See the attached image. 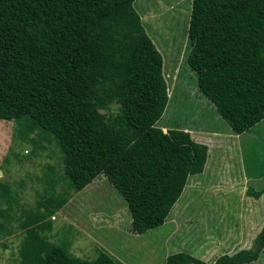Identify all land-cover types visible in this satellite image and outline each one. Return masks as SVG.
Returning <instances> with one entry per match:
<instances>
[{
	"label": "trees",
	"instance_id": "trees-1",
	"mask_svg": "<svg viewBox=\"0 0 264 264\" xmlns=\"http://www.w3.org/2000/svg\"><path fill=\"white\" fill-rule=\"evenodd\" d=\"M136 3L0 0V120L16 121L36 146L55 141L73 191L106 177L143 235L166 223L209 148L183 128L158 126L170 101L165 63ZM186 48L198 90L234 134L264 121V0H192ZM70 198L42 195L37 211L12 219L19 195L0 181V231L13 234L6 223L17 220L26 234L20 264H122L106 252L78 258L69 243L40 235ZM252 244L214 263L180 252L167 264H253L264 227Z\"/></svg>",
	"mask_w": 264,
	"mask_h": 264
},
{
	"label": "rangeland",
	"instance_id": "rangeland-1",
	"mask_svg": "<svg viewBox=\"0 0 264 264\" xmlns=\"http://www.w3.org/2000/svg\"><path fill=\"white\" fill-rule=\"evenodd\" d=\"M145 1L143 9L146 8ZM176 4L179 8L172 9L171 13L167 12L169 5L163 4L165 13L160 15L161 19L146 23L150 38L167 62L165 72L170 101L158 126L192 129L195 126H218L230 129L198 90L196 75L187 63L192 0ZM135 6L141 10L140 5L136 3ZM179 51L180 56L175 59ZM20 130L16 121L0 120V181L9 183L19 195L12 219L14 216L19 218L21 210L37 211V201L42 195L71 193L68 203L52 218L53 230L40 235L57 245L69 243V251L74 256L94 260L101 252H106L122 264H167L170 255L186 252L214 263L224 254L232 255L253 247V233L257 235L260 229L253 226L257 227L258 216L264 213V206L255 199L249 200L252 206L245 215L247 221L242 219L239 222L241 214H244L240 209L227 206L230 211L222 212L218 209H223V206H211L210 200H219L211 195L215 192L211 188V180L202 173L190 176L197 181L199 189L187 193L185 188L166 223L139 235L132 230V216L125 199L106 177L101 175L82 191H73L69 188L70 181L65 176L57 143L42 141L36 146L24 141ZM30 137L36 138L35 135ZM243 146L247 147V169L253 165L248 157H254L258 162L255 164L257 170L264 171V122L246 136ZM233 169L238 170V166L233 165ZM189 185L187 189H190ZM249 188L264 190V180L255 182ZM241 198L234 196L233 205L239 204ZM215 208L218 211L213 210ZM230 223L231 226H228ZM6 227L13 234L0 231V264H20V248L26 234L17 220L6 223ZM223 230H227L229 235L219 240ZM253 264H264V251Z\"/></svg>",
	"mask_w": 264,
	"mask_h": 264
},
{
	"label": "crops",
	"instance_id": "crops-1",
	"mask_svg": "<svg viewBox=\"0 0 264 264\" xmlns=\"http://www.w3.org/2000/svg\"><path fill=\"white\" fill-rule=\"evenodd\" d=\"M181 1L182 0H170L169 2H167V0H147L145 1L146 8L143 9V0H137V4L140 5L141 9H138V11L141 15L145 27L147 22L151 21V23H155L153 20L161 19L160 15L162 13H165L163 4L169 5L167 12L171 13L172 9L176 10L177 8H179V4L176 3H181ZM180 52L181 51H179V55L175 56V59H178V57L180 56ZM165 62L166 61H164V63ZM165 66L167 67V62L164 67ZM217 120L218 118L216 119V121ZM263 122H261L260 124H262ZM260 124L256 125L250 131L245 132L241 135L234 134L231 129L227 127L218 128V126H215V128H204L195 126L194 129L183 127L185 131L191 134L193 140H195L197 143L204 144L209 148L208 162L206 164L205 170L201 175L207 177L212 181L211 188H213L215 192H212L211 195L216 196L220 200H210L211 206H223V209H218L222 212L230 211V208L227 206H233L232 208L236 210L240 209V212H244V214H241L242 218L238 219L239 222L242 219L247 221V219H245V215L247 216L246 213L251 209L252 206L249 200L254 199L247 196L248 187H250V185H254L257 181L264 180V171L257 170L255 164H258V162L254 157H248L249 163L253 165H249V169H247V156L245 154L247 151V147L243 146L246 136L253 132L255 128L259 127ZM164 131L167 132V128H165ZM233 165L238 166V170L234 171ZM188 180L189 181L187 182V186L188 183H190V189H187L186 186L187 193L191 191L196 192L199 189L197 181L191 178ZM234 196L242 197L239 204L233 205ZM255 201H257L258 204L264 206V197L260 198L259 200L255 199ZM190 202L191 200L187 201L186 203L189 204ZM213 210L218 211L216 208ZM220 216H222V214ZM258 217H260V221H257L255 223L257 227L253 226V228H260L257 235L262 230V227H264V213L260 214ZM253 220H255V217L253 218ZM231 224L232 223H230V225L228 226H231ZM234 225L237 226V223H234ZM228 233L229 232L227 230H223L219 240L225 239V236ZM253 235H255L254 238H256V233H253Z\"/></svg>",
	"mask_w": 264,
	"mask_h": 264
}]
</instances>
